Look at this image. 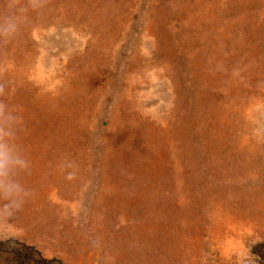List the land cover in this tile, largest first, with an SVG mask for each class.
Instances as JSON below:
<instances>
[{
	"label": "rangeland",
	"instance_id": "rangeland-1",
	"mask_svg": "<svg viewBox=\"0 0 264 264\" xmlns=\"http://www.w3.org/2000/svg\"><path fill=\"white\" fill-rule=\"evenodd\" d=\"M7 4L33 196L0 264H264V0Z\"/></svg>",
	"mask_w": 264,
	"mask_h": 264
},
{
	"label": "clouds",
	"instance_id": "clouds-1",
	"mask_svg": "<svg viewBox=\"0 0 264 264\" xmlns=\"http://www.w3.org/2000/svg\"><path fill=\"white\" fill-rule=\"evenodd\" d=\"M20 3V0H16ZM44 0H26L25 10H37ZM7 0L0 6V38L11 39L20 27L18 14L7 11ZM4 89L0 86V96ZM22 113L0 99V222L15 217L33 196L24 178L31 174V159L22 143ZM71 179V175L68 177Z\"/></svg>",
	"mask_w": 264,
	"mask_h": 264
}]
</instances>
